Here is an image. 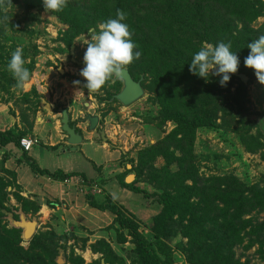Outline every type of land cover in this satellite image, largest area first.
Here are the masks:
<instances>
[{
	"label": "rangeland",
	"instance_id": "rangeland-1",
	"mask_svg": "<svg viewBox=\"0 0 264 264\" xmlns=\"http://www.w3.org/2000/svg\"><path fill=\"white\" fill-rule=\"evenodd\" d=\"M144 1L136 5L140 11L144 10V12H139L136 17L140 20L143 17L148 19L152 28L157 27V21L162 22L163 26H170L172 20L165 16L170 6L168 1L159 5ZM259 1L260 4H264V0ZM209 16L210 12H207L206 18ZM66 18H70L66 11H46L42 0H10V3L9 0H3L0 3L1 105H8L12 114L17 112L18 115V112L24 111L22 114L25 117H32L40 103V97L36 91V86H38L47 88L48 98L55 104L56 109L68 107L72 111V115H74L73 121H71L72 125L86 124L85 126H87V123L82 122L85 112L89 111L92 115L98 113L100 116L98 128L104 130L109 141L108 144L114 146L119 154L116 163L119 162L118 165L122 168L129 165L126 174L134 177L130 184H135L139 189L145 190L149 194L154 191L150 174L155 175L156 172L158 179L162 178L159 177V173L166 175L172 173L178 180L180 179L179 181H182L179 186H189L190 190L193 189L194 191L204 192L205 189L215 187L220 183L219 189L222 192H235L245 184L246 187L253 188L255 193L259 190L262 194L264 191V149L261 147L256 149L255 145L243 141V136H247L249 140L259 139L261 142L264 140V134L261 131L262 122H264V85L257 81L252 69L244 66V59L249 54L247 46L239 53L245 54L244 57H241L239 68L245 72L249 70L252 76L244 84L245 94L243 92L241 97L237 95L236 88L239 84L236 80L230 79L225 87L220 86V77L218 76L210 75L207 83L203 78L195 75L189 76L184 81L182 77L176 74L180 70L177 67L181 64L180 61L167 62L161 59L162 68L158 69L157 65L155 69L154 64H156L158 53L153 51L143 53L145 51L143 50L140 51V58L136 59L138 65L132 69V74L135 80L143 79L144 96L134 104L123 107L115 100L111 101L112 96L121 90L120 82L112 83L113 77H111L101 89L92 92L84 87V78L79 75L84 67L83 56L87 47L85 43L90 42L92 37L99 33L100 25L104 22L94 21L95 23L89 28H74L65 25ZM204 20L212 23L211 17ZM77 21L80 19L78 18ZM228 22L235 26L231 31H228L232 36H235L233 31L238 32L243 28L241 22L237 21L236 25L232 20ZM250 26L252 30L247 35L246 45L264 35V14L262 16L258 14L254 17V20L250 21ZM164 33L168 38L167 30ZM147 38L154 42V48L169 49L174 45V42L168 41L165 37L160 39L154 33H150ZM187 39L183 40L184 43L182 44L177 42L175 49L177 46L183 47L185 50H178H183L184 54H187V50L192 47ZM205 43L207 42L199 43V48ZM135 44L137 45V43ZM17 47L23 48L25 67L30 72V80L23 88L17 86L16 80L7 69L11 54ZM147 48L152 49V47ZM136 50L134 49V51ZM170 63L172 65L178 64L174 69L175 75H168L167 70H165V67L169 66ZM184 65L186 66V64ZM184 65H182V69L185 67ZM124 68H128V65ZM47 71L51 74L50 77L44 75ZM164 73L165 78H156L157 74L164 76ZM35 75H37L36 78ZM74 81H80V83L77 85L74 84ZM196 91L201 92L200 96L205 92L210 95L208 94L206 98L200 97L193 102L192 97L190 99L189 97L191 93L194 94ZM219 93L220 95H217ZM88 96L93 101L95 100V106L90 107V109L82 104V101L89 102ZM208 100L210 102L217 100L218 105L222 104L223 101L230 102L228 105L233 108V114L237 110V108L235 110V105L237 106L241 100L250 120L246 126L249 129H242L238 125V118L241 122L245 121L239 117L240 115H237L235 120L233 119L227 124L228 131H226L225 126L227 125H222L225 117L223 107H212L208 104ZM67 101H70L71 104L69 105ZM76 103H78V107ZM210 108L214 113V118L211 119ZM185 111H192L191 114L189 112L186 114L189 118L202 116L203 118H198L203 119L208 124H211L215 119L216 124L215 127H196L194 133L190 130L191 139L195 137V145L191 153L194 159H184L189 164L178 162L183 158L182 155L189 153L187 150L189 143L183 146L179 143L183 130L180 120ZM81 128L86 131V127ZM239 128L243 130V133L239 132ZM175 131L176 133H174ZM94 133L97 134L96 131ZM170 153L174 154V162L172 165L166 166L170 159L165 156ZM4 158L5 156H0V166L4 162L3 167L5 168ZM107 168L109 169L110 166ZM194 172H197L198 180L187 179ZM86 175L89 177V173ZM179 176H183V178ZM91 184L97 187L94 192L92 190L80 192L83 197L87 198V202L91 205L89 198H92L94 204H102L104 207L111 205L114 208V212L109 215L113 219L112 223L101 230L92 224L106 223V220L109 219L107 212L94 211L93 213L99 216H96L97 219L92 218L90 221L84 219L86 222L75 226L74 223L70 224L71 222L67 224L60 213L41 221L42 216L37 215L38 204L20 196L18 190L12 187L10 183L5 184L7 187L3 189V200L0 199V206L6 211L0 217V230L3 227L15 229L11 222L19 220L20 212L27 220H36L37 222L34 235L26 241L23 240L22 230L15 229L20 232L19 247L22 248V251L19 255V261L17 260L14 264H24L21 257L29 255L28 252L39 255L40 249L30 246L36 237L44 241L45 247L49 251L45 260L52 263L100 264L103 254L102 245L99 244V241H105L118 260L116 264H138L137 236L152 240L149 226L151 218L158 211V205L144 200L141 194L128 189V194L121 196L123 200L113 199L103 190L105 188L101 185L96 182H91ZM105 186L109 188L112 185L106 182ZM259 194L257 195L261 196ZM200 198H203L201 194L193 196L188 202L193 203V208H195V204L200 201ZM205 205L207 207L208 200H206ZM217 207L221 208L220 205ZM23 209L27 211V214L23 212ZM34 209L37 210L35 214H32L31 211ZM101 213L104 214L101 215ZM176 218L178 219L177 215ZM242 221H249L244 230L240 229L239 226H234V224L228 227L226 223H223L229 231L226 233H238L234 239L236 243L232 246L234 261H238L239 264H264V235L260 240L256 232L257 229H255L256 224L264 223V210L251 211L250 215L242 217ZM133 226L135 230H133ZM226 228L223 230H227ZM165 236L164 240L171 250L172 264H188L183 253V246L187 244V238L184 234L167 230ZM15 241L12 239V242ZM45 253L43 251L40 256L43 257ZM30 257L33 259V256L30 255ZM5 264L9 263L6 262ZM34 264H37L36 259H34Z\"/></svg>",
	"mask_w": 264,
	"mask_h": 264
},
{
	"label": "trees",
	"instance_id": "trees-1",
	"mask_svg": "<svg viewBox=\"0 0 264 264\" xmlns=\"http://www.w3.org/2000/svg\"><path fill=\"white\" fill-rule=\"evenodd\" d=\"M143 1L144 0H68L67 5L61 11H66L68 17H70L65 19V22L67 23H65V25L74 28H89L90 25L95 23L94 21L106 22L108 19L116 18L117 10H122L126 14L124 23H127L129 26V30L133 35L131 38L133 42L137 43V50H145L143 53H148V51L158 53L156 57V64H154L155 69L157 68V65L158 69L162 68L161 59L167 62H171L172 60H178V62L180 61L181 64H177L178 66L172 65V63H170L169 66L164 67L166 68L165 70H167L168 75H175L174 69H176V66L179 67L180 70H176L178 71L176 74L182 77L184 81H186L189 76H194L189 72V63L193 55L200 50L199 43H202L203 41L213 45L219 42H230L232 51L237 52V56L240 61L241 57H244L245 54L239 53L247 46L246 38H248L247 35L252 30L250 21H253L254 17H256L258 14L260 16L264 14V4H260L259 0H146L147 3H153L154 5H159L164 3V1H168L170 4L167 9V14H165L168 19L172 20L170 26H163L162 22L157 21V27L152 28V24L148 22V19L143 17L142 20H140L138 17H136L139 12H144V10L140 11V9L136 6L138 3L141 4ZM206 11L210 12V16L207 18ZM55 14L58 15L57 13ZM77 17L80 19V21H77ZM210 17L212 23L211 21L205 22L204 19H210ZM73 18L74 20H71ZM229 20L235 22V25L237 21L243 24L241 31H233L235 36H232V34L228 32L235 27L233 24H229ZM166 30L169 34L168 38H166L164 33ZM150 33H154L155 36L160 39L165 37L168 39V41L174 42V45H172V47L169 49L159 46V48H154V42L147 38ZM186 38H188L187 40L189 43H191L193 48H189L186 52L187 54H184L183 50L185 49L178 46L177 49H175V44L177 42L178 44L184 43L183 40ZM146 46L149 48L152 47V49H148ZM144 59L145 57L143 60ZM146 61L149 60L146 59ZM184 64H186V66ZM137 65L138 61L136 60L129 64L127 68L134 81L138 80L134 79L132 69ZM182 65L185 66L183 69L181 68ZM148 70L150 71L149 68ZM238 70L248 79L251 78L252 74L249 70L248 72H245L239 67ZM157 77L165 78L166 76L164 73V76L163 74H157L156 78ZM230 79L236 80L239 84L236 88L237 95L241 97L243 92L245 94L244 84L232 75ZM142 81L141 86L143 88ZM200 93L201 92L199 91L194 92V94L191 93L189 99L192 97V101L195 102L196 99H200V97L206 98L209 94L208 92H205L200 96ZM217 95H220V93ZM229 103L230 102L228 101H223L222 104L218 105L217 100H213L212 102L208 100V104L212 107H223V112H225L226 118L224 117L222 125L229 124V122L237 117V115H240L239 117H241L245 122H241L238 118V125H240L242 129H249L246 126L250 120L248 119L246 111L244 110L242 101L240 100L239 103H237V106L235 105V110L236 108L237 110L234 114L233 108L228 105ZM188 112L190 114L192 113V111H185L183 113L182 119L180 120L181 129L183 130L179 143H181L182 146L184 144L188 145L189 143V148L187 149L189 153L182 155L183 158L178 161L180 163L183 162L187 164L189 163L184 159H194L191 156V153L194 149L195 137L191 139L190 130L192 133H194L196 127H215L216 125L214 122L215 119H213L211 124H208L203 119H201L203 118L202 116L189 118V116H186ZM211 118H214V113L210 108V119ZM241 128H239V132L243 133ZM225 130L228 131V125L225 126ZM174 133H176V131ZM177 133L179 132L177 131ZM21 138L22 134H16L13 131L0 133V147H4L10 143H14L19 147V141ZM243 141L248 144L255 145L256 149L259 147L264 149V140L262 142L261 140L259 141V139L249 140L247 136H243ZM165 157L170 159L166 166L172 165L175 158L174 154L170 153ZM6 158L7 157L4 158V161ZM3 164L4 162L0 166V199L2 200L3 189L7 187L5 184L10 183L12 187L16 188L14 184V173L5 169ZM31 168L35 171L38 170L33 163L31 164ZM45 173L48 174L47 172ZM126 173L127 172L125 171L116 176L120 186L134 193H138L139 195L141 194L144 200L146 199L147 201L153 202V204L156 203L158 205V211L151 218V224L149 226V231L152 234V240H146L142 238V236H137V246L139 250L138 264L173 263L171 250L164 240L166 237L165 232L167 230H174L175 232L178 231L183 233L187 238V244L183 246V253L185 254L188 264H239L238 261H234L233 259L232 247L236 243L234 239L238 236V233H226L229 231L223 225V223H226L228 227H231V225L234 224V226H239L240 229L244 230V228L248 226L249 221H242V217L245 215H250L251 211L255 212L256 210V212H258L264 210V191H262V194L259 190L257 193H255L253 188H248L245 184H243L241 189L238 191L222 192L219 189L221 185L220 183H218V185L215 187L205 189L204 192L200 190L194 191L193 189L190 190L189 186H179V183L182 181H179L180 179L178 180L174 174L171 173L166 175L159 173V177L162 178L158 179L156 172L155 175L150 174V178L152 179L151 184L154 186V191L149 194L145 190L139 189L135 184H125L124 176ZM196 173L197 172L191 173L187 179L191 178L198 180ZM51 176L61 180L70 175L68 174L67 176H63L61 173H55ZM181 178H183V176ZM206 193L208 194L206 195ZM200 194L203 196V198H200V201H198L195 204V208H193V203L190 204L188 201L191 200L193 196H198ZM257 194L261 196H258ZM89 199L92 203L91 205L95 206V208L101 211L111 210L109 212H114L113 206L109 205L104 207V205L98 204L97 202V204H94L92 198ZM206 200H208L207 207L205 205ZM218 205H220L221 208L217 207ZM36 210L37 209L31 211L32 214H35ZM5 211L6 209H3L0 206V217L4 215ZM23 212L27 214L25 209H23ZM176 215L178 216V219H175ZM223 228H226L227 230L224 231ZM255 229H257L256 232L261 240L262 235H264V223L256 224ZM133 230H135L134 226ZM19 233L20 232L15 229H5L4 227L1 228L0 264H5L6 262L9 264H14L17 262V260L19 261V255L22 251V248L19 247L21 242ZM12 239L16 241L12 242ZM99 244L102 245L103 258L101 260H104L106 264H116L118 260L115 258L112 250L106 244V242L99 241ZM30 246L40 249V252L38 256L28 252L27 254L29 255L21 257V259L24 260V264H34V259H36L37 264H56L45 260L49 251H47L48 249H46L44 241L36 237L34 241L32 240ZM43 251L46 253L42 257L40 255H42L41 253ZM30 255L33 256V259H31ZM26 258L27 261H25ZM110 259L111 262H109Z\"/></svg>",
	"mask_w": 264,
	"mask_h": 264
},
{
	"label": "crops",
	"instance_id": "crops-1",
	"mask_svg": "<svg viewBox=\"0 0 264 264\" xmlns=\"http://www.w3.org/2000/svg\"><path fill=\"white\" fill-rule=\"evenodd\" d=\"M44 75L51 76L48 71ZM36 77L37 75H35ZM36 91L40 97V103L32 117H25L22 114L24 111L18 112L21 117L17 115V112L12 114L8 105L0 104V133L13 131L16 134H22V138L33 137L39 142L27 153H24L14 143L0 147V156L7 157L5 168L14 173V184L19 195L38 204L39 211L37 215L42 216L41 221L51 215L60 213L67 224L71 222L70 224L74 223L75 226L86 222L84 219L89 221L92 218L97 219L96 216L98 215L93 213L94 211L107 212L109 219L106 220V223L92 224L90 222L98 230L106 228L112 223L113 219L109 216L112 213L91 206L87 202V198L80 194L79 188L71 182L66 183L65 180L81 179L86 183L96 182L105 188L103 190L113 199H122L121 196L128 194V190L120 186L116 176L128 170L129 165L124 168L120 167L119 162L116 163L119 154L115 147L108 144V139L105 143L102 142L98 133L89 132L87 126H85L86 124L80 126L73 124L81 134L83 142L76 147L69 146L66 143L65 134L61 130L58 109L48 98L47 88L36 86ZM42 99L50 105V112L41 108ZM88 99L89 102L82 101V104L90 109V107L95 106V100L93 101L90 96H88ZM68 103L71 104L70 101ZM76 105L78 107V103ZM63 108L68 111L71 124L74 115L68 107ZM85 114H90V112H85ZM83 126L86 127V131L82 130L81 127ZM32 163L38 170L35 171L31 168ZM55 173H61L63 176L69 174L70 176L60 180L51 176ZM87 173H89V177L86 175ZM126 177H128L127 174L124 176V183ZM106 182L112 186L108 188L105 186ZM103 214L101 213V215Z\"/></svg>",
	"mask_w": 264,
	"mask_h": 264
},
{
	"label": "clouds",
	"instance_id": "clouds-1",
	"mask_svg": "<svg viewBox=\"0 0 264 264\" xmlns=\"http://www.w3.org/2000/svg\"><path fill=\"white\" fill-rule=\"evenodd\" d=\"M3 0H0L2 3ZM48 12L61 11L68 0H42ZM10 3V0H9ZM126 14L117 10L116 18L108 19L100 25L98 34L92 37L87 45L79 75L84 78V87L95 92L101 89L114 75L123 71L124 67L139 59L141 52L132 40V33L127 23H124ZM249 54L244 59V66L252 69L257 81L264 85V35L248 43ZM24 50L17 47L12 52L7 69L13 75L18 87H25L30 80V72L25 67ZM237 52L232 51L231 43L219 42L215 45L205 43L197 51L190 63L189 72L207 83L209 77L218 76L219 84L225 87L239 67ZM80 81H74L79 84Z\"/></svg>",
	"mask_w": 264,
	"mask_h": 264
},
{
	"label": "water",
	"instance_id": "water-1",
	"mask_svg": "<svg viewBox=\"0 0 264 264\" xmlns=\"http://www.w3.org/2000/svg\"><path fill=\"white\" fill-rule=\"evenodd\" d=\"M231 75L239 79L243 84H246L248 81V78L244 74L240 73L239 70ZM112 77V83H121V90L112 96L111 101L115 100L121 106L128 107L144 96V90L141 86L142 79L134 81L127 68H124L118 75L114 74ZM41 108L45 111H51L50 105L43 99L41 100ZM57 112L60 115L61 130L66 136V143L72 147L80 145L83 142V138L76 130L75 126L70 124L68 111L65 108H59ZM98 121V114H84V118L82 119L83 123H87V130L89 132L96 131L100 140L105 143L107 138L105 137L104 130L98 128ZM261 131L264 134V122H262ZM133 178L134 177L132 175L126 177L125 183L130 184L132 180H134ZM11 224L15 229L22 230V237L25 241L29 240L34 235L37 228L36 220H27L21 212L19 213V220L12 221ZM100 264L106 263L104 260H101Z\"/></svg>",
	"mask_w": 264,
	"mask_h": 264
},
{
	"label": "built area",
	"instance_id": "built-area-1",
	"mask_svg": "<svg viewBox=\"0 0 264 264\" xmlns=\"http://www.w3.org/2000/svg\"><path fill=\"white\" fill-rule=\"evenodd\" d=\"M115 134V133H114ZM38 140L36 138H21L19 141V147L22 149L23 152H30L31 149L38 145ZM66 183L71 182L73 185L79 188L81 193L92 190L93 192L97 189L96 185H92L91 183H86L81 179L77 180H65Z\"/></svg>",
	"mask_w": 264,
	"mask_h": 264
}]
</instances>
